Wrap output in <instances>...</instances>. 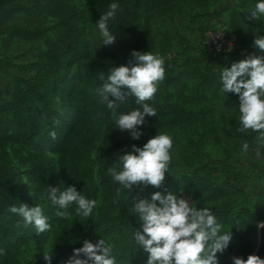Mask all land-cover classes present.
<instances>
[{"label":"rangeland","instance_id":"rangeland-1","mask_svg":"<svg viewBox=\"0 0 264 264\" xmlns=\"http://www.w3.org/2000/svg\"><path fill=\"white\" fill-rule=\"evenodd\" d=\"M134 1V0H133ZM78 5H87L88 0H75ZM258 0H176L160 13H151L144 4L137 2V18L132 22L122 48L114 60L118 66H130L133 50L149 52L164 59L165 78L158 84L155 99L159 102L176 101L182 105L186 116L179 124L153 125L139 140L128 134L112 155L111 167L122 170L118 157L132 151V145L143 147L155 135L166 134L172 138V157L168 173L161 188L149 186L144 191L136 189L133 195L150 198L155 191L162 194L187 189L195 197L197 209H210L217 222L222 225L221 234L231 231L229 247L221 254L225 264H233L232 257L246 259L258 255L264 259V145L258 140L259 133L251 130L240 132L239 98L236 94L222 91L218 77L224 67H231L232 61H240L247 55L256 53L253 48L255 37L264 36V17L249 20L247 16L254 10ZM11 14L0 21V102L22 99L35 84V70L38 52L45 49L58 32V18L51 15L44 0H11L0 3V10ZM7 12V11H5ZM85 25L90 42V55L73 61L62 80L75 74L92 78L91 61L94 50L100 46L101 33L97 25L100 15L91 16ZM223 27L236 34L237 29L250 38L251 51L245 47L239 58L215 56L203 43L205 27ZM237 35V34H236ZM248 43V42H247ZM239 46V44H238ZM61 81L53 86L52 110L34 118L33 126L24 119L11 121L8 127L1 126L7 135L0 144V158L10 163L18 175L25 205L40 206L44 215L57 211L48 199L47 187L67 186L79 188V180L86 177L98 191L101 176L98 165L107 119L112 111L101 109L96 101L86 96L73 95L66 100L60 92ZM101 84L99 83V86ZM111 99V97H110ZM87 108V115L74 114V102ZM137 110L127 101L117 112ZM99 116L101 125L96 136L87 143V128L94 116ZM55 116L61 125L57 127L55 138L44 137L40 145L34 143L31 132L43 117ZM16 122V123H15ZM17 123L22 127H16ZM16 128V129H15ZM72 142L71 153L75 162L64 171L62 149L65 142ZM249 145L245 152L243 144ZM119 184V183H118ZM228 191L216 194V188ZM7 184L0 173V203L7 196ZM113 196L109 202L112 214L118 222L130 226H140L138 217L130 211L133 206L128 201L127 191ZM102 194L94 199L97 204L93 215L98 218V210L103 202ZM73 204L68 211L70 219H65L67 230L60 232V242H64L73 253L83 247L85 241L79 225L80 215ZM45 236L36 234L33 226L31 239L21 246L17 264H47L44 254L52 251V264H63L69 257L61 256L54 244V229ZM91 230V238L97 234Z\"/></svg>","mask_w":264,"mask_h":264},{"label":"clouds","instance_id":"clouds-1","mask_svg":"<svg viewBox=\"0 0 264 264\" xmlns=\"http://www.w3.org/2000/svg\"><path fill=\"white\" fill-rule=\"evenodd\" d=\"M118 8V4H111L107 13L96 22L103 46L114 45L117 41L109 30V21L114 19ZM261 17H264V0H258L247 19L257 21ZM253 48L260 54L254 52L233 62L231 67H224L221 83L222 91L239 98L242 126L238 131L258 132V140L264 145V36L254 38ZM131 57L130 66L114 67L106 80L105 74L99 73L98 79L104 82L96 92L101 102L112 111L116 129L127 131L133 140H139L146 117L156 116V110L144 102L154 98L158 84L165 78V68L164 59L159 55L133 50ZM129 97H135L142 110L118 114L117 110ZM51 135L55 138L54 132ZM172 147L170 136L155 135L143 147L134 144L131 152L118 157L122 170L109 167L107 172L127 191L128 201L133 202L130 211L137 215L142 229L136 230L135 241L149 254L146 264H219L217 253L223 254L233 237L231 231L221 234L222 225L210 209L194 208L189 199L173 192L162 194L155 191L150 198L133 195L136 189L142 192L149 186L162 187L172 159ZM248 148L247 143L243 144V151ZM47 188L48 199L56 206L55 216L58 218L70 219L68 209L73 204L77 205V214L84 217H89L96 207L97 202L85 198L75 186H67L64 190ZM120 192L118 188L117 196ZM9 211L21 216L25 227L34 226L37 235L51 229L48 217L38 205L30 208L21 204L10 207ZM257 227L264 228V222H259ZM52 259V251L44 254L47 264H52ZM232 260L233 264H264V259L258 255H249L246 260L232 257ZM63 264H116V258L111 246L103 239L95 244L85 240L83 247L75 248Z\"/></svg>","mask_w":264,"mask_h":264},{"label":"trees","instance_id":"trees-1","mask_svg":"<svg viewBox=\"0 0 264 264\" xmlns=\"http://www.w3.org/2000/svg\"><path fill=\"white\" fill-rule=\"evenodd\" d=\"M11 0H0V3ZM90 7L87 5H78L75 0H44L48 12L58 18V32L51 43L38 52V63L35 70V84L32 90H29L22 99L0 102V124L8 127L11 121L24 119L29 126H33L34 118L41 115L44 110H52L53 103V86L61 81L60 92L66 100L73 95L86 96L96 101L101 109L106 108V104L101 102L97 95L96 89L99 83L104 81L98 79L99 73L105 74V80L110 70L119 67L114 60L122 52L127 32L132 22L137 18V2L144 4L151 13H160L167 9L176 0H88ZM113 3L119 5L114 19L109 21L110 32L117 37L114 45L103 46L101 38L100 46L97 47L92 56L91 72L92 78H86L75 74L67 79L62 80L66 75L69 65L83 57L90 55V42L86 33L85 25L91 16L96 14L102 16L107 13L109 6ZM16 7L10 6L9 10H0V21L8 17ZM7 11V12H5ZM237 45L230 51L217 53L215 56L222 58H239L243 54V40L249 44L246 51H251L250 42L252 35L246 37L239 29L236 31ZM248 42V43H247ZM239 44V46H238ZM233 58V59H234ZM232 63L235 60H231ZM221 80V77H218ZM133 108L142 110V105L135 102V97H129L126 100ZM150 107L156 110V116L146 117V124L142 126L141 131L147 132L153 125H177L186 116V112L181 104L176 101L159 102L155 99L145 101ZM74 114L86 116L88 111L85 106L79 102H74ZM123 113L121 111L118 112ZM59 121V123H55ZM16 123V122H15ZM61 125L60 120L55 116L43 117L40 123L31 132L32 141L38 145L44 142V137L55 132ZM101 125L100 117L94 116L87 128V143L97 135ZM106 131L104 132L101 146L100 161L98 165L101 176L100 191L92 184H87L86 175L80 178L78 192H81L85 198L94 200L98 193L102 194L103 202L98 210V218L92 214L89 217L80 215L79 225L82 236L85 240L97 243L100 239L105 241L106 245L112 248V255L116 258V264H146L148 253L142 247L138 246L135 241L136 230L141 227L130 226L123 222H118L117 218L111 216L112 206L109 200L115 196L119 187L118 182L108 174L107 169L111 167L112 155L115 149L119 147L124 138L130 134L127 131L121 132L117 128L116 121L113 117L107 119ZM16 127H22L17 123ZM16 129V128H15ZM7 135L0 129V144L6 139ZM65 142L62 149V162L64 171H66L74 162L75 157L71 153L72 142ZM0 173L5 178L8 186L7 196L0 203V264H17V255L21 246L26 244L32 235L33 226H24L23 218L18 214L11 213L9 208L12 206L19 207L25 204V197L21 187L18 175L12 165L0 158ZM191 193L187 189H183ZM226 189L216 188V194H222ZM192 194V193H191ZM47 215L51 227H55L53 244L61 256L70 257L73 253L69 246L60 242L62 231L67 230L65 219L55 216V211ZM98 229L96 237L91 238V230ZM260 229V228H259ZM48 231L41 234L45 236ZM219 264H225L220 253H217Z\"/></svg>","mask_w":264,"mask_h":264},{"label":"built area","instance_id":"built-area-1","mask_svg":"<svg viewBox=\"0 0 264 264\" xmlns=\"http://www.w3.org/2000/svg\"><path fill=\"white\" fill-rule=\"evenodd\" d=\"M202 35L205 47L214 54L230 51L237 45L235 34L223 27L208 25L205 27ZM177 196H183L189 199L190 206L196 208V200L193 194L185 190H180Z\"/></svg>","mask_w":264,"mask_h":264},{"label":"water","instance_id":"water-1","mask_svg":"<svg viewBox=\"0 0 264 264\" xmlns=\"http://www.w3.org/2000/svg\"><path fill=\"white\" fill-rule=\"evenodd\" d=\"M247 258H248V257H247ZM247 258H246V259H247ZM246 259H245V260H246Z\"/></svg>","mask_w":264,"mask_h":264}]
</instances>
